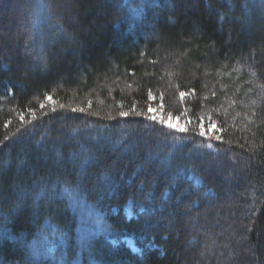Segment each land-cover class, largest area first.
<instances>
[{
  "label": "trees",
  "instance_id": "1",
  "mask_svg": "<svg viewBox=\"0 0 264 264\" xmlns=\"http://www.w3.org/2000/svg\"><path fill=\"white\" fill-rule=\"evenodd\" d=\"M0 264H264V0H0Z\"/></svg>",
  "mask_w": 264,
  "mask_h": 264
},
{
  "label": "rangeland",
  "instance_id": "2",
  "mask_svg": "<svg viewBox=\"0 0 264 264\" xmlns=\"http://www.w3.org/2000/svg\"><path fill=\"white\" fill-rule=\"evenodd\" d=\"M160 103L158 104H152L150 105L152 111H149L150 116L155 115L157 117L156 120L160 121L163 120L165 121L164 123H162L164 126L171 128V129H175V130H179L180 128H184L185 124H186V120L185 118L181 117V116H169V115H165L163 113V111L161 110L160 107ZM168 124H172L175 125L176 127H169ZM207 127L205 125L201 126L200 129L201 131L204 132V130ZM213 130V126L208 127L207 131L210 133ZM52 246V245H51ZM132 246V245H131ZM132 248H135L134 246H132Z\"/></svg>",
  "mask_w": 264,
  "mask_h": 264
},
{
  "label": "snow or ice",
  "instance_id": "3",
  "mask_svg": "<svg viewBox=\"0 0 264 264\" xmlns=\"http://www.w3.org/2000/svg\"><path fill=\"white\" fill-rule=\"evenodd\" d=\"M182 97L184 96V93H181L180 94ZM48 99H51V97H47ZM61 107H63V105H61ZM83 109H81V111H82ZM149 111H152V109H151V107H149ZM128 113H126V112H121L120 113V115L121 116H126ZM137 115H141V113H137ZM149 119H151V120H156L157 119V117L155 116V115H153V116H150V117H148ZM165 121H163V120H161V123H164ZM168 126L169 127H176L175 125H172V124H168ZM179 130H181V131H183L184 129L183 128H180ZM200 135H204V132L203 131H201L200 133H199ZM217 139H219V137H217Z\"/></svg>",
  "mask_w": 264,
  "mask_h": 264
}]
</instances>
